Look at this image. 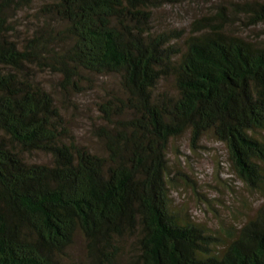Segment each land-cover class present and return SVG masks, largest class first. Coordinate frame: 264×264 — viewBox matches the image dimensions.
<instances>
[{
  "label": "trees",
  "instance_id": "1",
  "mask_svg": "<svg viewBox=\"0 0 264 264\" xmlns=\"http://www.w3.org/2000/svg\"><path fill=\"white\" fill-rule=\"evenodd\" d=\"M168 1L0 0V264H264V0L187 33L155 27ZM91 92L98 147L69 116ZM183 135L261 195L223 237L170 205Z\"/></svg>",
  "mask_w": 264,
  "mask_h": 264
},
{
  "label": "rangeland",
  "instance_id": "2",
  "mask_svg": "<svg viewBox=\"0 0 264 264\" xmlns=\"http://www.w3.org/2000/svg\"><path fill=\"white\" fill-rule=\"evenodd\" d=\"M224 1L226 0H169L168 4L154 11L155 27L184 28L187 33L192 20L211 14L215 10V4H225ZM247 33L248 30L243 32ZM249 35L254 38L252 33ZM96 94H82L77 99L76 108L69 111L78 140L91 147L99 146L88 132V117L95 115L91 103ZM173 143L174 146L168 153L169 163L175 169L179 168L185 176L176 174L168 188L170 205L184 208L195 222L206 225L211 232L223 237L228 225H237L254 212L261 201V195L249 191L236 178L223 143L215 141L209 135L194 148L186 135ZM174 148H178V151ZM48 159L43 153L33 154L35 161L45 162ZM129 248L131 247H127V250ZM73 251L77 256L83 254L79 242L75 244ZM129 256L128 254L126 257Z\"/></svg>",
  "mask_w": 264,
  "mask_h": 264
}]
</instances>
